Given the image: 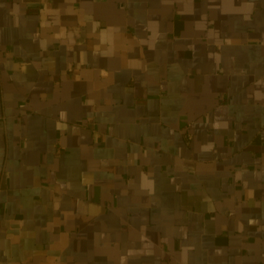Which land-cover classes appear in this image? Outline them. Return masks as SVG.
<instances>
[{
    "label": "crops",
    "instance_id": "1",
    "mask_svg": "<svg viewBox=\"0 0 264 264\" xmlns=\"http://www.w3.org/2000/svg\"><path fill=\"white\" fill-rule=\"evenodd\" d=\"M0 264H264V0H0Z\"/></svg>",
    "mask_w": 264,
    "mask_h": 264
}]
</instances>
